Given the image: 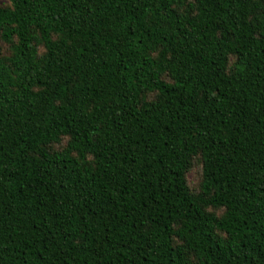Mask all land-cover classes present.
Wrapping results in <instances>:
<instances>
[{
    "label": "trees",
    "instance_id": "1",
    "mask_svg": "<svg viewBox=\"0 0 264 264\" xmlns=\"http://www.w3.org/2000/svg\"><path fill=\"white\" fill-rule=\"evenodd\" d=\"M6 2L0 264H264V0Z\"/></svg>",
    "mask_w": 264,
    "mask_h": 264
},
{
    "label": "rangeland",
    "instance_id": "2",
    "mask_svg": "<svg viewBox=\"0 0 264 264\" xmlns=\"http://www.w3.org/2000/svg\"><path fill=\"white\" fill-rule=\"evenodd\" d=\"M6 4H7L6 0H0V5H6ZM63 144H64V141L62 142V145ZM201 170H202L201 160L199 157H197L194 160L192 168L188 171L186 175L187 181L189 185L191 186V188L193 189L198 188L200 185L201 175H202ZM218 212L220 211L218 210Z\"/></svg>",
    "mask_w": 264,
    "mask_h": 264
}]
</instances>
